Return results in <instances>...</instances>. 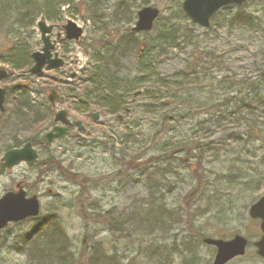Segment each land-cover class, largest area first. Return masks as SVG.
<instances>
[{
    "label": "rangeland",
    "instance_id": "374dc122",
    "mask_svg": "<svg viewBox=\"0 0 264 264\" xmlns=\"http://www.w3.org/2000/svg\"><path fill=\"white\" fill-rule=\"evenodd\" d=\"M181 1L179 0V6ZM36 3L41 9V15L35 19L32 26L14 30V37L9 40L13 43L20 42L21 45L27 44L30 51L40 50L42 44L36 22L42 17L47 25H54L51 39L56 41L55 50L63 59V65L56 69H44L41 75H25L28 71L23 68L21 72L15 71L14 77L1 79L0 86L16 87L27 81V90L34 101L43 100L45 106H49L46 111L50 114V119L54 111L66 110L72 123L80 121L84 131H78L73 125L65 139L53 143L47 150L40 149L38 160L46 158L48 154L55 158L52 159V167L47 171L40 170L38 174L39 168L27 167L21 163L0 175V196L5 191L12 190L17 182H22L29 195L40 196L41 217L60 218L75 252L80 247L83 227L86 226L94 239L93 242H97L105 251H117L115 255L120 264H211L215 249L203 243V237L200 239L198 235L193 236L196 230L203 233L204 237L229 239L234 234H240L250 241L243 256L236 257L226 264H264V259L256 255L255 248L251 245L261 234L259 221L247 215L248 206L264 192V131L261 134L263 137H260L257 131L253 138L242 136L245 142L243 140L238 144L228 141L225 145L220 142L224 132L214 133L208 141L218 144L219 150L216 154H206L202 159L201 168H197L198 175L202 176V181L197 178V193L190 191L195 185V179L190 170L182 164H177L173 171L164 173L162 177L157 175L156 179L162 183L164 203L174 212L169 221L170 227L164 232L157 231L158 234L146 236L143 231L130 226L123 234L111 233L103 216L90 221L81 219L77 205L79 200L84 203L90 200L95 210L101 213L110 211L118 216L129 215L136 207L138 199L146 200L148 194L142 184L144 175L142 176L133 164L149 159L154 150H158L163 143H169V138L175 134L173 128L178 129L175 134L177 136L181 133L180 127L187 124L183 121L165 122L160 129L154 117L142 115L139 105L144 99L141 95L127 99L130 110L127 115L121 112L122 123L114 122L112 116L104 114L96 107L87 112L73 110L71 101L63 95L64 88L74 77L77 78L83 68L92 64V51L99 52L102 49H99L97 44L87 46L96 35L91 22L79 6V0H50L48 8H45V0H37ZM145 5L157 7L160 9V15H169L170 3L166 0H138L136 10ZM8 8L7 16L10 14L9 18H12L14 6L9 4ZM260 9L261 5L254 1L248 2L245 7L246 11L253 12L254 15H260ZM229 10L236 11L235 8ZM225 17V13L218 15L207 30L195 25L191 27L193 34L197 35L194 47L199 62H205L210 67L211 75L217 77L224 72L253 77L256 73L252 67L257 62L264 61V36L236 26L229 27ZM135 19L136 13L134 21L128 27L133 25ZM67 20L74 21L82 28L81 44L60 39L63 36L61 26ZM117 32H121L119 28ZM154 34L153 31L140 32L137 36L140 40H152ZM8 44L7 40L0 36V67L11 69L6 61L11 57ZM185 50H169L165 57L159 58L157 70L161 73H171L181 68L186 61L185 57H189L188 53H191L190 48ZM154 58L152 53L146 56L149 62H153ZM130 60L134 61V57ZM217 61H221L219 67L210 66ZM126 63L128 65L125 64V70L131 65V61ZM134 72L132 70L130 78L134 76ZM49 88H55L61 97L52 107L48 104L46 93L48 95L53 91L57 95V92ZM93 112L98 113V120L91 117ZM262 127L260 125L259 130H262ZM50 128V125L44 124L41 133ZM104 129L108 131L103 132ZM238 129L244 131V127ZM126 130H131V134L127 139H123L120 136ZM12 134L9 128L0 131V149L10 144ZM22 136L23 134L19 133L17 138L22 139ZM74 137H81L88 146H73L71 140ZM105 137L108 144L101 147L91 142L92 139L97 141ZM134 156L140 158L136 159ZM115 158L120 161L116 162ZM162 158H168V154H163ZM130 161H134L133 164ZM56 164L66 171H59ZM146 168L152 169L148 166ZM74 171L78 172L79 176L85 175L88 181L86 189L80 191L78 182L71 180L70 175ZM47 188L52 190L50 194H47ZM91 188L93 189L90 192ZM158 196L156 194V198ZM33 223V220L28 219L9 224L0 231V264H28L27 254L21 250V240ZM165 232L167 233L163 234ZM163 237L168 243L170 257L160 261L150 260L146 250L152 246L148 241L151 240L152 244L160 243ZM187 237H191L195 242L192 243L193 252H185L183 249L181 251L180 241Z\"/></svg>",
    "mask_w": 264,
    "mask_h": 264
},
{
    "label": "trees",
    "instance_id": "16d2710c",
    "mask_svg": "<svg viewBox=\"0 0 264 264\" xmlns=\"http://www.w3.org/2000/svg\"><path fill=\"white\" fill-rule=\"evenodd\" d=\"M36 1L0 0V36L9 43L8 52L11 54L6 60L12 71L8 78L14 77L15 71H23V68H26L27 72L32 64V51L27 44L13 43L9 38L14 37V30L32 26L35 19L41 15ZM45 1V8H48L50 0ZM67 1L74 0H61ZM166 1L170 3L169 15H159L155 20L151 30L155 33L152 40H140L137 33L128 27L134 21L138 0H79V6L91 22L96 35L87 46L97 44L102 51H92V64L83 68L77 78L74 77L64 88L63 95L71 101L73 110L87 112L96 107L104 114L112 116L114 122L122 123L121 112L127 115L130 110L127 99L141 95L144 99L139 105L142 115L154 117L160 129L165 122L183 121L187 124L184 127L179 126L181 133L177 136L175 134L178 129L173 128L175 134L169 138V143H163L158 150H154L149 159L135 164L130 161L135 165V169L144 175L142 184L148 196L146 200L138 199L136 207L129 215L118 216L110 211L101 213L92 207L90 200L86 203L79 200L77 205L81 219L90 221L103 216L111 233L123 234L132 226L150 236L158 234L157 231L164 232L168 229L174 212L165 205L162 183L156 177H162L164 173L173 171L177 164H182L190 170L195 179V185L190 191L197 193V178L202 181L197 168H201L202 159L206 154H216L219 150L218 144L208 141L214 133L224 132L220 141L224 145L228 141L238 144L243 140L245 142L242 136L253 138L257 131L260 137H263L264 61L257 62L252 67L256 73L253 77L237 76L228 72L219 77L211 75L210 67L205 62H199L195 52L197 35L193 34L191 28L194 24L184 15L181 5H178L179 0ZM250 1L261 5L262 9L258 10L260 15L245 10ZM9 4L14 6L12 18L6 13L9 11ZM233 8L236 11L231 12L229 9ZM222 13H225L229 27L236 26L264 36V0H247L241 6H224L212 16L208 28L211 27L212 20ZM117 28L121 32L118 33ZM186 48H190L191 53H188L189 57H185L186 61L181 68L171 73H161L157 70L159 58L165 57L169 50L183 49L184 52ZM151 53L155 55L153 62L146 59ZM133 57L134 61L130 60ZM129 61L131 65L125 70V64L127 66L126 62ZM220 62L210 66L219 67ZM132 70L135 74L130 78ZM27 84L22 83L16 88L6 87V107L4 112L0 113V131L9 128L13 134L10 136V144L3 146L0 153L25 142H31L38 153L41 152L40 149L44 151L52 145L44 143L41 133L44 124L53 125V118L50 119V114L46 111L49 106L46 107L43 100L35 102L27 90ZM260 125L263 126L262 130H259ZM125 127L130 128L129 125ZM239 127H244V131L239 130ZM83 131L84 129L81 132ZM105 131L108 130L104 129L103 132ZM19 133L23 134L22 139L17 138ZM130 134L131 130H126L120 137L127 139ZM91 142L97 143L98 147L108 144L106 137L97 141L92 139ZM71 143L78 148L88 146L81 137L72 138ZM163 154H168V158H162ZM52 159H55L54 156L48 154L46 158L37 160L34 166L39 168L38 174L40 170L45 172L52 167ZM114 160L120 161L118 158ZM42 165L43 168H40ZM146 166L152 169L147 170ZM56 167L61 172L65 170L59 164H56ZM70 176L71 180L78 182L80 191L86 189L88 181L85 175L79 176V173L74 171ZM159 189L161 190L158 191ZM156 194L159 195L158 198ZM33 221L21 240V250L27 254L28 264H120L115 255L117 251H105L97 242H93L94 239L86 226L83 227L80 247L75 252L59 217L39 216ZM197 235L200 239L205 236L196 230L193 236ZM150 241L148 244L152 247L146 250L150 260L160 261L170 257L168 243L164 237L160 239V243L152 244ZM180 243L181 251L183 249L185 252H193L192 243L195 242L191 237L182 239Z\"/></svg>",
    "mask_w": 264,
    "mask_h": 264
},
{
    "label": "water",
    "instance_id": "95a60500",
    "mask_svg": "<svg viewBox=\"0 0 264 264\" xmlns=\"http://www.w3.org/2000/svg\"><path fill=\"white\" fill-rule=\"evenodd\" d=\"M247 0H183L181 8L190 21L202 28H207L213 14L221 7L226 5L244 4ZM159 15V9L153 6H143L137 11V19L132 27L135 32H147L152 29L155 19ZM42 41V49L31 53L34 64L30 67L29 72L32 74H40L43 67L56 68L63 64V60L58 57L57 53H52L54 42L50 41L51 25H47L44 19L37 22ZM64 36L66 39L80 41L82 36V28L75 22L68 20L63 26ZM144 42L141 43V46ZM7 71L0 68V78H4ZM48 100L54 104L57 95L51 91L48 94ZM5 100V89L0 87V111H3V103ZM92 117L97 120L98 114L94 112ZM54 119L62 125L53 127L49 132L44 134L43 139L46 143L52 142L54 139L62 138L66 134V125L69 124L67 114L64 110L55 113ZM79 129L82 127L77 122ZM36 152L32 149L30 143L24 144L17 149H11L4 153L1 158L0 173L6 168H11L20 162L32 165L36 161ZM39 213V201L35 195L26 197L22 188L16 191H9L0 197V229L4 228L10 222H18L27 217L37 216ZM248 215L252 219H259V229L262 232L260 237L253 242L256 254L264 259V193L248 208ZM203 242L207 245L215 247V255L212 264H226L235 257L242 256L245 253L247 239L239 234L234 235L230 239L224 240L220 238H203Z\"/></svg>",
    "mask_w": 264,
    "mask_h": 264
},
{
    "label": "flooded vegetation",
    "instance_id": "af4514ba",
    "mask_svg": "<svg viewBox=\"0 0 264 264\" xmlns=\"http://www.w3.org/2000/svg\"><path fill=\"white\" fill-rule=\"evenodd\" d=\"M58 34H59V33H58ZM58 34L56 35L57 38H58ZM59 100H60V98H59ZM59 100H58V101H59ZM68 117H69V116H68ZM77 121H78V120H77ZM77 121H75V123H76ZM75 123H74V122L72 123V121H71L70 125H68V133L70 132L72 126L75 125ZM63 139H64V138H63ZM63 139H61V140H63ZM6 171H7V170H6ZM6 171H5V172H6ZM5 172H4V173H5ZM17 186H20V187H22V188L25 190V187H24V185H23L22 182H17L12 190H16ZM51 191H52V190H51L50 188H47V194H50ZM25 192H26L27 195H29L28 192H27L26 190H25ZM31 195H32V194H31ZM37 197L40 198L39 195H37Z\"/></svg>",
    "mask_w": 264,
    "mask_h": 264
},
{
    "label": "bare ground",
    "instance_id": "6f19581e",
    "mask_svg": "<svg viewBox=\"0 0 264 264\" xmlns=\"http://www.w3.org/2000/svg\"><path fill=\"white\" fill-rule=\"evenodd\" d=\"M138 10H139V9H138ZM138 10H137V11H138ZM137 11H136V14H137Z\"/></svg>",
    "mask_w": 264,
    "mask_h": 264
}]
</instances>
